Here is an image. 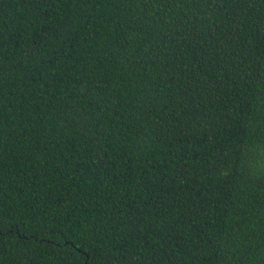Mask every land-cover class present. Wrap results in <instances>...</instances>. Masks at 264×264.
Here are the masks:
<instances>
[{"label": "trees", "instance_id": "1", "mask_svg": "<svg viewBox=\"0 0 264 264\" xmlns=\"http://www.w3.org/2000/svg\"><path fill=\"white\" fill-rule=\"evenodd\" d=\"M0 264H264V0H0Z\"/></svg>", "mask_w": 264, "mask_h": 264}]
</instances>
